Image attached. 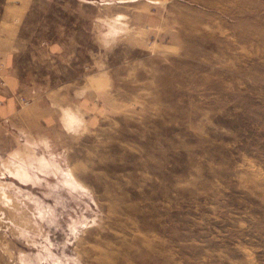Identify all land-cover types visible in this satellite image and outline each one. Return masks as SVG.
Returning a JSON list of instances; mask_svg holds the SVG:
<instances>
[{
    "label": "rangeland",
    "instance_id": "1",
    "mask_svg": "<svg viewBox=\"0 0 264 264\" xmlns=\"http://www.w3.org/2000/svg\"><path fill=\"white\" fill-rule=\"evenodd\" d=\"M3 9L26 82L0 122V264H264V0Z\"/></svg>",
    "mask_w": 264,
    "mask_h": 264
},
{
    "label": "crops",
    "instance_id": "2",
    "mask_svg": "<svg viewBox=\"0 0 264 264\" xmlns=\"http://www.w3.org/2000/svg\"><path fill=\"white\" fill-rule=\"evenodd\" d=\"M10 16L6 12V9L0 11V122H11L13 125L20 123V117L18 115V97L25 96L24 83L26 77H24L22 68H20L19 58L24 53L26 47L22 46L17 38L12 41L10 25ZM63 51L61 46L53 45L48 49V56H56L59 50ZM72 95H76L75 90H72ZM85 96V94H83ZM82 95V96H83ZM80 96V97H82ZM25 98V97H23ZM89 94L84 99H80L75 104L78 106L81 114L84 115V119L75 113V110L71 107L62 108V117H72L74 120L73 125L65 124V129L77 127L82 125V120H85V116L93 109L94 103ZM70 102V101H67ZM73 102V101H72ZM92 105V106H91ZM19 118V119H18ZM58 111H47V109L37 107L33 111L32 119H29L33 123L40 124L47 121L50 124L49 128L54 127L52 123H57ZM43 120V121H42ZM11 124V125H12ZM14 127V126H13Z\"/></svg>",
    "mask_w": 264,
    "mask_h": 264
},
{
    "label": "built area",
    "instance_id": "3",
    "mask_svg": "<svg viewBox=\"0 0 264 264\" xmlns=\"http://www.w3.org/2000/svg\"><path fill=\"white\" fill-rule=\"evenodd\" d=\"M20 102L22 103V105H27L28 103L26 102V101H24V100H20Z\"/></svg>",
    "mask_w": 264,
    "mask_h": 264
}]
</instances>
